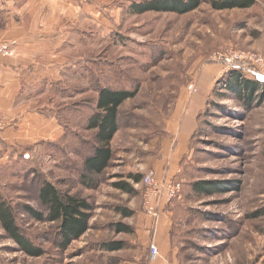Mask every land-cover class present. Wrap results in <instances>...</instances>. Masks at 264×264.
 <instances>
[{"label":"rangeland","instance_id":"1","mask_svg":"<svg viewBox=\"0 0 264 264\" xmlns=\"http://www.w3.org/2000/svg\"><path fill=\"white\" fill-rule=\"evenodd\" d=\"M67 1L74 5L58 15L62 71L25 88L20 99L32 102L38 112L80 98L77 91L73 98L65 92L87 84L82 60L107 53L128 73L125 86L138 88V93L121 107L120 130L112 142L114 160L94 190L76 184L75 159L52 157L39 148L17 156L13 151L18 146L9 148V157L0 160V196L13 204L22 231L44 253L29 257L0 228V264H149L151 234L159 251L153 263L167 259L177 264L169 226L179 264H264V92L246 109L223 89L233 68L264 85V67L237 61L227 65L224 60L242 52L264 61V0L229 11H213L206 2L185 15L130 14L131 4L142 0ZM191 86L196 92L189 91ZM185 115L190 139L174 176L182 190L156 221L142 208V186L128 176L142 179L159 160L172 126H181L177 118ZM197 181L233 187L197 197L189 189ZM43 182L76 193L92 206L88 231L65 252L54 242L52 225L22 212L24 205L40 208L35 190ZM117 182L132 184L136 193H123L114 186ZM119 226L126 231L119 233ZM111 243L120 249L107 251L105 245Z\"/></svg>","mask_w":264,"mask_h":264},{"label":"trees","instance_id":"2","mask_svg":"<svg viewBox=\"0 0 264 264\" xmlns=\"http://www.w3.org/2000/svg\"><path fill=\"white\" fill-rule=\"evenodd\" d=\"M206 2L213 11H229L249 9L255 5L256 0H142L131 4L129 12L132 15L146 13L185 15L197 10ZM124 41L120 38L121 43ZM82 68L86 71L87 84L73 86L71 91L65 92L67 97L73 98L74 91H77L78 94H82L80 98L59 102L50 110H39L41 115L55 118L63 128V136L53 142L40 141L32 145L18 146L13 152L17 156L21 154L24 156L39 148L51 153L52 157L56 154L72 159L71 162L75 159V164H78L73 169L76 184L84 189L94 190L114 160L112 142L120 130L121 107L127 100L136 97L138 88L128 89L125 86L128 84V73L121 70L108 53L85 57L82 60ZM241 71L238 68L229 71L224 77L223 89L234 95L243 107L250 109L260 100L258 92H264V85L258 80L244 78ZM10 157H13L12 154ZM128 178L135 185L141 182V175L131 174ZM230 185L222 181H197L191 183L189 189L190 193L197 197H211L232 190L233 186ZM114 186L129 195L136 193L132 184L128 182H117ZM35 193L40 208L33 209L24 205L22 212L37 223L52 225L55 228L54 242L60 252H65L72 242L80 239L88 231L91 204L86 198L60 190L51 182L41 183ZM120 211L124 215L129 214L125 209ZM0 228L22 253L33 258L43 255L42 248L35 246L22 231L17 220L16 208L1 196ZM118 229L119 233L126 231L125 228L120 229V226ZM172 229L169 232L170 238ZM105 249L116 251L120 249V245L106 244Z\"/></svg>","mask_w":264,"mask_h":264},{"label":"crops","instance_id":"3","mask_svg":"<svg viewBox=\"0 0 264 264\" xmlns=\"http://www.w3.org/2000/svg\"><path fill=\"white\" fill-rule=\"evenodd\" d=\"M72 3L67 0H0V41L13 42L16 49L15 57L0 61V117L9 122L8 127L0 131V160L8 158L14 147L53 142L63 136V128L55 118H46L40 111H34L32 102L21 99L25 88L34 82H45L53 73L62 71L63 61L57 55L62 43L58 30L62 22L58 21V15L70 9ZM182 118H177L181 126L173 125V132L167 134L159 160L151 164L150 170L158 178H173L180 171L178 166L186 154L191 132L184 124L186 115ZM13 122L16 124L9 127ZM17 125L20 127L15 129ZM161 213L164 214V210ZM170 229L169 226V232ZM150 243L153 244L152 234ZM169 244L179 264L170 235ZM156 259L149 264H155ZM164 264H169L167 259Z\"/></svg>","mask_w":264,"mask_h":264},{"label":"built area","instance_id":"4","mask_svg":"<svg viewBox=\"0 0 264 264\" xmlns=\"http://www.w3.org/2000/svg\"><path fill=\"white\" fill-rule=\"evenodd\" d=\"M16 55L15 44L13 42L0 41V61L6 58H13ZM224 60L226 64L234 62H249L251 64L257 63L264 67V61L256 59L253 56L245 55L242 52H234L230 55H225ZM260 71V70H259ZM261 73L264 72L260 71ZM189 91L194 93L196 89L191 86ZM5 127L4 120L0 117V131ZM140 185L142 186V208L144 212L157 221L158 215L161 210L173 200L180 196L182 190V182L173 178H158L156 174L149 170L141 179ZM158 249L155 245L149 246V260L154 261L158 257Z\"/></svg>","mask_w":264,"mask_h":264}]
</instances>
